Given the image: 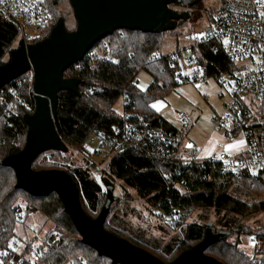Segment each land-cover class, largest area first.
Segmentation results:
<instances>
[{
  "label": "trees",
  "instance_id": "1",
  "mask_svg": "<svg viewBox=\"0 0 264 264\" xmlns=\"http://www.w3.org/2000/svg\"><path fill=\"white\" fill-rule=\"evenodd\" d=\"M186 1L180 0L178 5H185ZM194 1L199 0H191L190 7L194 6ZM61 2L45 0L44 4L51 11ZM57 21V18L52 17L51 24L42 35L30 41L36 42L47 37ZM182 21L179 20L178 25ZM166 32L117 29L99 40L89 51L91 54L87 53L82 60L65 70L66 77L82 79L78 84L80 94L69 90L59 92L56 124L69 151L79 150L89 155L92 153L90 141L98 136L99 131L127 116L144 114L154 126L177 130L152 106L155 100L164 98L187 79L184 76L179 80L177 70L180 67H173L170 63L173 55H180L181 52L164 54L160 50ZM22 37L21 25L5 19L0 13V64L7 61L5 55L9 54L10 57V51L17 47ZM215 47H219L216 42L200 41L199 47L193 50L204 65L206 76L214 75L219 80L223 74L233 72L235 65L221 50L214 51ZM109 49L112 51L110 56L107 55ZM141 71L152 77L145 89L138 84ZM8 85L0 87V108L4 112L0 118V139L6 140L0 144V253L8 249L10 240L16 238L18 224L25 216L41 213L53 227L40 245L42 256L34 264H120L82 241V236L56 192L32 195L16 186L14 169L2 161L23 148L28 131L25 116L33 113L35 99L29 84L25 82L18 94L25 98L26 105L20 104L14 97L16 111L12 112L7 102H2L3 91ZM8 98L11 100L10 96ZM124 98L128 101L118 110L116 103ZM8 119L14 120L19 128L18 134L5 126ZM15 136L18 137V144L12 145L10 139ZM46 153L51 156L49 160L43 157ZM67 153L60 150L42 152L33 160L32 166L34 169L61 168L69 171L78 184L83 208L90 216L96 217L107 193L105 184L95 175L99 171L97 165L89 161L87 167L72 166L67 161ZM103 162L102 176L111 178L116 187L120 185L117 181L123 183L148 202L151 209L157 207L168 217L176 219L173 227L160 223L164 231H177L178 228L181 231L168 240L161 236H148L145 230L135 232L119 214L112 212V205L105 227L166 262L203 239L208 215H202L201 221L187 222L196 209L212 208L215 211L217 219L213 221L214 232L220 228L238 231L247 229L245 220L264 212V173H258L255 179L253 170H246L240 176L233 170L223 172L222 161L213 157L195 160L190 154L184 156V151L172 157H158L126 148L112 151ZM180 183H184V189L176 185ZM118 200L119 196L115 202ZM183 208L188 211L183 212ZM228 238L211 244L206 253L224 264H251L253 257L241 251ZM261 238L264 241V235ZM81 257L85 262H81Z\"/></svg>",
  "mask_w": 264,
  "mask_h": 264
},
{
  "label": "water",
  "instance_id": "2",
  "mask_svg": "<svg viewBox=\"0 0 264 264\" xmlns=\"http://www.w3.org/2000/svg\"><path fill=\"white\" fill-rule=\"evenodd\" d=\"M77 24L68 29L60 17L50 34L36 42L21 38L10 51L9 60L0 64V87L28 71L33 73L35 109L25 116L28 125L23 148L3 159V164L14 169L16 186L32 195L56 192L65 211L70 215L82 241L99 254L120 264H224L206 253L213 243L229 237L238 229L220 228L214 232L213 221L206 223L202 240L166 262L148 249L109 231L105 221L111 205L118 196L115 182L108 176L101 180L106 186V199L96 217L90 216L82 206L80 190L72 174L66 169H34L33 160L48 150L69 151L56 124L59 92L80 94L78 77H66L64 72L82 60L92 47L117 29L141 30L161 33L173 30L179 20L188 21L192 11H178L171 4L180 0H70ZM209 32V30H208Z\"/></svg>",
  "mask_w": 264,
  "mask_h": 264
},
{
  "label": "built area",
  "instance_id": "3",
  "mask_svg": "<svg viewBox=\"0 0 264 264\" xmlns=\"http://www.w3.org/2000/svg\"><path fill=\"white\" fill-rule=\"evenodd\" d=\"M222 3L221 10L212 17V27L201 41L218 44L219 47H215L214 51L221 50L235 65V70L227 73L235 77V83L229 93V99L223 102V110L212 117L213 129L220 131L226 139L239 133L245 135L249 148L246 155L220 152L218 159L222 161L223 172L233 170L240 176L246 170H253V177L256 179L258 173H264V0H222ZM49 11L43 0H0L1 15L5 19L18 22L22 27V38L28 42L42 35L50 19ZM111 54L109 49L107 55ZM170 63L173 67H180L177 71L179 80L187 76L186 81L196 86L206 81L205 68L196 58L194 50L185 58V63L182 53L173 55ZM185 65L192 66L188 73L182 71ZM33 80L32 71H28L6 84L9 85L3 91L2 102H7L12 112L16 111L14 97H17L20 104L26 105L25 98L19 96L18 92L25 82L33 92ZM219 81L222 82V78ZM127 101L128 99L124 98L123 105ZM3 113L0 108V118ZM177 114L182 121V128H189L190 115L184 110H179ZM10 115L14 116L13 113ZM5 126L14 134H18L19 128L14 120L8 119ZM255 130L257 133L254 134ZM95 139L97 148L92 150V153H97L103 160L112 151L126 148L145 151L158 157H172L178 152L187 151L193 159H202V148L192 144L189 148L182 147L183 135L180 129L154 126L144 114L127 116L120 122L101 129ZM5 141V138H1L0 144ZM10 142L17 145L18 137H13ZM98 169H101L99 164ZM176 185L184 189V183ZM156 208L153 207L152 210L157 211L160 223L173 227L176 219L168 217ZM187 211V208H183V212ZM262 235L264 234L254 232L252 237L256 242L264 243ZM9 243L8 249L0 253V264H34L42 256V247L39 245L31 242L21 243L16 238ZM80 260L85 262L83 257ZM251 264H264V257L255 256Z\"/></svg>",
  "mask_w": 264,
  "mask_h": 264
},
{
  "label": "rangeland",
  "instance_id": "4",
  "mask_svg": "<svg viewBox=\"0 0 264 264\" xmlns=\"http://www.w3.org/2000/svg\"><path fill=\"white\" fill-rule=\"evenodd\" d=\"M187 1L185 5H178L176 3L172 4V7L178 11H192L190 19L180 22L178 27L167 31L163 35V45L160 48L164 54L180 51L184 63L188 54L193 49H197L201 39L207 35L208 30L212 27L211 21L213 15L221 10L223 4L222 0H199L194 1V6L190 7L189 2L191 0ZM49 12L50 19L43 31L51 24L52 17L54 19L57 18V20L63 17L68 29L72 30L76 28V19L69 1L62 0L59 6L52 8ZM111 39L114 40V38ZM5 60H9V54L5 55ZM191 69V65H185L182 71L188 73ZM204 72L206 73V70ZM221 78L223 80L222 82L216 76L208 75L206 81L200 86H196L192 82L184 81L164 98H158L153 102V105H157L154 108L171 124L180 129L183 135L182 147L189 148L192 144L204 149V145L209 141L207 136L210 135L211 131H215L213 129L212 115L215 111L220 112L223 110V102L229 99V93L235 83V77H232L230 74L225 73ZM151 81L152 77L147 72L141 71L138 74V84L141 88L145 89ZM122 100L119 99L116 103L118 110L122 109ZM179 110H184L190 115L191 122L189 128H182V121L177 114ZM96 148L97 139L91 142L90 151L92 152ZM186 152H184V156L187 157L189 154ZM43 157L47 158V160L51 158L49 153H46ZM66 157L72 166L82 165L87 167L89 161L97 165L99 164L100 168L105 166L104 160L101 156H97V153L86 155L79 150L74 152L70 150ZM98 170L95 175L101 179L102 169ZM117 183L120 185H117L114 193L116 196H119V200L113 202L112 212L119 214L135 232L145 230L148 236H161L168 240L173 235H177V232L181 231L179 228L177 231H164L161 227L163 225H160V221L158 220L157 211L152 210L151 205L139 197L133 189L119 181ZM202 215H208L209 221L215 222L217 219V215L212 208H201L196 209L188 218L187 222L201 221L200 217ZM245 224L247 229L234 232L229 236L228 240L231 243L237 244V247L241 251L253 258L255 256L258 258L264 257V243L261 241L256 242L252 237L254 232L264 234V212L245 220ZM52 227L53 224L46 219L44 214H31L25 216L23 221L19 222L15 237L21 243L31 242L34 245L40 246Z\"/></svg>",
  "mask_w": 264,
  "mask_h": 264
},
{
  "label": "crops",
  "instance_id": "5",
  "mask_svg": "<svg viewBox=\"0 0 264 264\" xmlns=\"http://www.w3.org/2000/svg\"><path fill=\"white\" fill-rule=\"evenodd\" d=\"M217 112L218 111H215L213 115ZM207 137L209 138V141L204 145V149L202 148V159L212 157L218 159L217 155L219 156V153L223 151H226L231 155H246L248 152L249 145L247 138L241 133L230 139H226L220 131H211L210 135ZM241 141L243 143H240ZM229 145H232V147H228Z\"/></svg>",
  "mask_w": 264,
  "mask_h": 264
},
{
  "label": "snow or ice",
  "instance_id": "6",
  "mask_svg": "<svg viewBox=\"0 0 264 264\" xmlns=\"http://www.w3.org/2000/svg\"><path fill=\"white\" fill-rule=\"evenodd\" d=\"M153 107H157L156 104L152 105ZM240 143H243L242 141ZM228 147H232V145H229Z\"/></svg>",
  "mask_w": 264,
  "mask_h": 264
},
{
  "label": "flooded vegetation",
  "instance_id": "7",
  "mask_svg": "<svg viewBox=\"0 0 264 264\" xmlns=\"http://www.w3.org/2000/svg\"><path fill=\"white\" fill-rule=\"evenodd\" d=\"M177 10V9H176Z\"/></svg>",
  "mask_w": 264,
  "mask_h": 264
}]
</instances>
